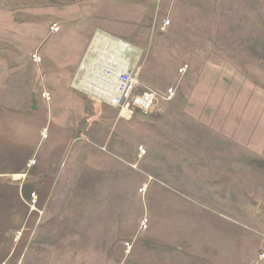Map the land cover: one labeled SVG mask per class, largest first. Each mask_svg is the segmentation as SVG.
Returning <instances> with one entry per match:
<instances>
[{"label":"rangeland","instance_id":"rangeland-1","mask_svg":"<svg viewBox=\"0 0 264 264\" xmlns=\"http://www.w3.org/2000/svg\"><path fill=\"white\" fill-rule=\"evenodd\" d=\"M98 35L174 99L129 118L79 88ZM40 101L75 107L63 181L91 187L48 207V256L120 264L107 233L171 230L186 256L264 264V0H0V108Z\"/></svg>","mask_w":264,"mask_h":264},{"label":"crops","instance_id":"crops-1","mask_svg":"<svg viewBox=\"0 0 264 264\" xmlns=\"http://www.w3.org/2000/svg\"><path fill=\"white\" fill-rule=\"evenodd\" d=\"M33 106L18 111L0 108V264H75L60 255L48 256L39 239L46 237L42 225L52 217L47 209L54 199L65 211L71 200L66 194H72L74 202L75 194L78 199L81 190L91 189L79 181H63V174L69 169L65 162L74 149L73 125L78 113L67 104L49 107L40 101ZM57 220L65 222V215L57 213ZM67 221L77 219L68 217ZM107 234L126 239L119 246L120 264H210L202 249L191 248L186 256L187 251L178 247L177 231ZM57 236L79 234H65L64 229L58 228ZM87 253L94 257L97 250L90 248ZM88 261L87 264H94L95 257Z\"/></svg>","mask_w":264,"mask_h":264},{"label":"built area","instance_id":"built-area-1","mask_svg":"<svg viewBox=\"0 0 264 264\" xmlns=\"http://www.w3.org/2000/svg\"><path fill=\"white\" fill-rule=\"evenodd\" d=\"M110 43L116 47L102 40L95 41L93 54L79 68L80 73H83L79 88L106 101L112 108L119 109L122 115L127 110L129 118L137 111L155 113L162 105L174 99V90L162 91L145 83L139 73L132 69L130 61L129 64L126 62L128 43L117 39Z\"/></svg>","mask_w":264,"mask_h":264},{"label":"bare ground","instance_id":"bare-ground-1","mask_svg":"<svg viewBox=\"0 0 264 264\" xmlns=\"http://www.w3.org/2000/svg\"><path fill=\"white\" fill-rule=\"evenodd\" d=\"M102 37H104V36H102V35H98L97 36V38L95 39V41L97 42V41H100V39L102 38ZM103 41V40H102ZM112 41H114V40H108L106 37H105V40H104V43L105 44H107V45H111V46H113V47H116V45L115 44H111L110 42H112ZM126 62L128 63V59L126 60ZM129 64V63H128ZM81 84L82 83H79V84H77V86L79 87V86H81Z\"/></svg>","mask_w":264,"mask_h":264}]
</instances>
